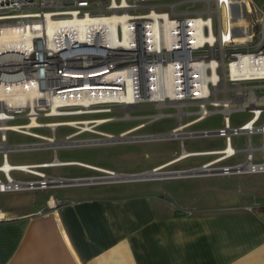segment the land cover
I'll return each mask as SVG.
<instances>
[{"label":"built area","instance_id":"built-area-1","mask_svg":"<svg viewBox=\"0 0 264 264\" xmlns=\"http://www.w3.org/2000/svg\"><path fill=\"white\" fill-rule=\"evenodd\" d=\"M197 2L202 5L197 6ZM113 15L125 18L126 28L118 22L114 31L117 38L128 35L133 39L132 50L111 44L114 31L104 26L92 31L91 35L87 30L85 42L76 36L66 37L68 32L59 30L53 37L44 36L42 32L40 35L31 34L30 43L0 45V172L3 176L0 177V191L46 188L62 182L63 177L38 170L49 166L46 161L9 162L10 152L32 146L31 143H10L9 132L38 137L41 135L32 129L43 125L39 115H72L68 112L79 109V105L65 104L58 105L54 113H51L50 105L43 109L36 106L35 111L30 105L10 103L1 96L6 92L14 94V88L31 80L33 72H36L40 86H44L45 73L64 75L54 85L56 90L60 86L94 82L87 78V73L97 68L106 69L109 72L102 74L101 80L119 82V89L125 91L127 81L107 76L129 66L136 72L131 82L135 95L132 105L153 104L157 108L153 115L150 114L153 118L171 115L163 111L165 106L175 107L176 112L186 116L191 123L205 119L214 111L223 113L222 126L187 132L191 136L219 135L224 138L222 147L194 150L198 154L214 153L212 151L219 154L201 167L219 168L222 173L264 171V141L258 147L251 141L255 132L264 137V0H0V34L34 20L46 24L48 19L110 18ZM52 39L55 45L51 46L48 41ZM70 44L76 46L70 48ZM69 71H77L82 76L69 77ZM158 84L163 90L160 98H154L158 95L152 86ZM91 91L94 95V89ZM100 103L125 104L119 99H108L94 101L92 106L96 108ZM186 106L194 108L187 110ZM236 109H245L250 116L233 126L229 114ZM31 115H35L38 125L26 126L31 122ZM22 117L26 120L15 121ZM248 122L250 126L244 128ZM241 132L249 136V141L243 147L234 146L232 136ZM230 144L232 150L227 151ZM256 149L262 150L260 162L253 160ZM241 151L247 152L244 162L217 164ZM6 160L8 167L1 168ZM12 170L34 174L38 178H16L11 175ZM113 174L114 171L110 170L101 177ZM56 202L60 203L59 200ZM244 208L252 210L253 205ZM195 209L181 208L188 214Z\"/></svg>","mask_w":264,"mask_h":264},{"label":"rangeland","instance_id":"rangeland-1","mask_svg":"<svg viewBox=\"0 0 264 264\" xmlns=\"http://www.w3.org/2000/svg\"><path fill=\"white\" fill-rule=\"evenodd\" d=\"M196 5L200 6L202 3L197 2ZM96 108L101 109L82 113L76 111L78 114L52 117L44 114L39 115V120L44 124L52 120H70L73 123H63L57 126L42 125L33 128L34 133L41 135L38 137L20 132H9L10 143L32 144L31 148L10 152L9 162L15 164L37 163L58 158L71 160L72 163L47 166L42 169L38 168V170L45 171L50 176L65 178L106 174V171L97 169L100 167L113 170L114 174L109 178L100 177L103 181L99 184L62 185L58 183L46 188L3 191L0 192V207L7 208L13 204L29 206L42 197H47L50 193L58 198H64L81 193L154 190L158 194H164L165 197H168L170 203L176 204L174 202H177L181 206L195 204L197 207L198 204L203 207H223L255 201L264 203L263 170L168 177L171 175L167 172L198 167L219 156L218 153L194 154L174 160L182 150H207L224 146L222 136H191L187 133L192 130L213 129L222 126L223 113L221 111L211 112L205 119L191 123L186 116L181 115V118L173 106L163 107V111L171 113V115L161 118L152 117V113L156 112L157 108L151 103L147 104V102L131 106L123 103H100L96 105ZM184 108L190 110L194 106ZM229 116L231 125L237 126L247 119L250 113L245 109H236L231 110ZM98 117H107L108 119L101 123L97 121L79 122L85 119L96 120ZM25 120L26 118L22 117L15 121L23 122ZM181 125V129L177 132L185 133L172 134L170 132ZM106 133L113 136L107 137ZM121 133L122 135H119ZM47 137H55L56 142L49 143ZM248 141L249 136L243 132L232 136L233 145L237 147L245 146ZM251 141L254 146L258 147L264 141V137L261 133L255 132L251 136ZM246 154V151H241L235 156L219 161L217 164L244 162ZM253 158L255 162H260L262 150L256 149L253 152ZM159 166L161 168L157 170V174L147 178L109 180L118 173L122 175L124 173L150 172ZM162 172L166 173L162 174ZM10 173L20 179L32 177L31 174L19 170H12ZM0 177H3L1 172ZM56 204L58 205V202Z\"/></svg>","mask_w":264,"mask_h":264},{"label":"crops","instance_id":"crops-1","mask_svg":"<svg viewBox=\"0 0 264 264\" xmlns=\"http://www.w3.org/2000/svg\"><path fill=\"white\" fill-rule=\"evenodd\" d=\"M174 203L154 190L0 207V264H264V203Z\"/></svg>","mask_w":264,"mask_h":264},{"label":"bare ground","instance_id":"bare-ground-1","mask_svg":"<svg viewBox=\"0 0 264 264\" xmlns=\"http://www.w3.org/2000/svg\"><path fill=\"white\" fill-rule=\"evenodd\" d=\"M125 18L123 16L119 15H113L110 18H90V17H83V18H77V17H72V18H67L65 20H51L48 19L47 23H41L40 21L34 20L30 21L29 24H25L24 26L19 25V27L10 29V30H4L0 34V45H6V44H13L17 45L20 43H30V35H40L41 32L43 33L44 36L47 37H53L55 33H57L59 30H64L68 32L66 37H71V36H76L79 38V41L85 42L87 39V30L90 31L88 33L91 35V32L99 29L101 27H111V29L114 31L116 24L120 22L123 25V28H126V23H125ZM93 29V30H91ZM126 30V29H124ZM74 34V35H73ZM111 44L114 46H125V49L132 50L133 45H132V38L128 37V35H125L123 39L117 38L115 31L111 33ZM55 40L52 39L49 42V45H55ZM76 45L70 44V48L75 47ZM121 48V47H120ZM104 69V68H102ZM67 71V70H66ZM69 71L67 73L69 77H74L78 78L81 77V73L72 72ZM107 71L106 69L101 70L100 68H97L96 70H90L87 73V78H89L91 81L94 82H81V83H75L70 86H60V87H55L54 85L57 84L58 82L61 81V76L63 77L64 75L60 76H55V75H49L47 73L44 74L43 77V82L44 86H40V80L37 79V74L36 72H33L31 80H27L24 82L22 85H18L14 88L15 93L10 94L9 92L3 93L1 96L5 99H7L10 103H17L18 105L23 104V105H30V107H33L36 111V106L38 108L43 109L45 106L50 105L51 107V113L57 112V106L58 105H79L78 110H71L68 113L73 114L77 112H89V111H94L96 108L92 106V103L95 101H104L108 99H119L124 101V103L127 106H131L132 102L134 101V90H133V84L131 83L133 80V77H135V71L129 67L125 66L123 69L120 70H114L112 73H110L107 77H113L118 79L121 77L124 79L126 82V89L125 91H122L119 82H110V81H104L101 80V75L105 74ZM84 83V84H83ZM153 91H157L155 94H157V97L154 98H160V93L163 89L160 88V85L158 84L157 86H152ZM159 87V88H158ZM92 89H94V95L92 94ZM7 90H11V88H8ZM106 90H109L106 92ZM160 90V92L158 91ZM166 91L170 92L169 88H166ZM97 100H96V99ZM153 98V97H152ZM72 109L74 107H71ZM101 109V108H100ZM99 109V110H100ZM108 119L107 117H98L96 120H81L79 122H84V123H89L90 121H97L98 123H101L102 121H105ZM38 120L35 119V115H31V122L30 124H27L26 126L29 125H38ZM76 122V121H75ZM63 123L67 124H72L73 121L70 120H63V121H48L47 123H43V125L46 126H57L61 125ZM97 123V124H98ZM25 126V127H26ZM250 126V122H248L246 125H244V128H248ZM182 125L178 127L177 129H173L170 132L172 134H181L185 132H177L180 130ZM107 137H112L113 135L110 133L105 134ZM122 135V133L120 134ZM47 140L49 143H55L56 139L55 137H47ZM185 149V148H184ZM227 151L232 150V145H228ZM212 152H217V151H212ZM198 154V152L195 151H190V150H182L181 153L179 154L178 157L174 160H179L183 159L186 156L189 155H194ZM67 163H72L71 160H61L58 158H54L51 161H46V165H57V164H67ZM86 166L97 168L96 166L82 163ZM9 163L8 160L5 161L3 167L6 169L8 167ZM161 166L156 167L152 170H150V175H155L157 174V170H159ZM99 170H103L106 172H110V169L106 168H97ZM163 174V173H162ZM112 175L105 176L107 178L111 177ZM115 177H127L126 175H120L117 174ZM102 178V177H101ZM52 204H54V199L52 198L50 201ZM1 214V213H0Z\"/></svg>","mask_w":264,"mask_h":264},{"label":"water","instance_id":"water-1","mask_svg":"<svg viewBox=\"0 0 264 264\" xmlns=\"http://www.w3.org/2000/svg\"><path fill=\"white\" fill-rule=\"evenodd\" d=\"M120 135V134H119ZM234 171V169H233ZM217 172H222L221 169L219 168H203L201 166L198 167H192L189 169H182L178 171H172V172H167L171 176H188V175H196V174H206V173H217ZM166 173V172H162ZM121 174V173H118ZM122 175H126L127 177H122V178H110L109 180H117V179H122V180H134V179H143L147 178L150 175V172H138V173H124ZM101 176H83V177H78V178H62V182L60 184L62 185H67V184H83V183H91V182H100L103 181L100 179Z\"/></svg>","mask_w":264,"mask_h":264},{"label":"trees","instance_id":"trees-1","mask_svg":"<svg viewBox=\"0 0 264 264\" xmlns=\"http://www.w3.org/2000/svg\"><path fill=\"white\" fill-rule=\"evenodd\" d=\"M259 208H264V206H259Z\"/></svg>","mask_w":264,"mask_h":264}]
</instances>
